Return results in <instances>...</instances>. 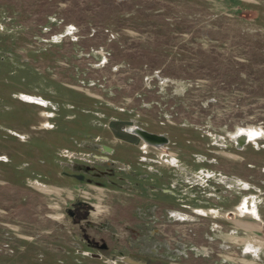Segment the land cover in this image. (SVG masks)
<instances>
[{
    "label": "rangeland",
    "instance_id": "rangeland-1",
    "mask_svg": "<svg viewBox=\"0 0 264 264\" xmlns=\"http://www.w3.org/2000/svg\"><path fill=\"white\" fill-rule=\"evenodd\" d=\"M0 264H264V0H0Z\"/></svg>",
    "mask_w": 264,
    "mask_h": 264
},
{
    "label": "water",
    "instance_id": "water-1",
    "mask_svg": "<svg viewBox=\"0 0 264 264\" xmlns=\"http://www.w3.org/2000/svg\"><path fill=\"white\" fill-rule=\"evenodd\" d=\"M134 132L137 133L138 135H140L142 138H144V139H146L147 141H150V142H159L161 144L168 143V140L165 137H163V136H158V135H155V134H151V133L145 132V131L140 130V129H137V130L134 129ZM248 141H249V138H247L246 135H241L237 139V142L241 146H244Z\"/></svg>",
    "mask_w": 264,
    "mask_h": 264
},
{
    "label": "bare ground",
    "instance_id": "bare-ground-1",
    "mask_svg": "<svg viewBox=\"0 0 264 264\" xmlns=\"http://www.w3.org/2000/svg\"><path fill=\"white\" fill-rule=\"evenodd\" d=\"M38 101H39V100H38ZM136 130H137V129H136ZM256 131H257V130H256ZM260 131H261V130H260ZM260 131H259V132H260ZM251 132H252V131H251ZM252 133H253V132H252ZM241 135H246L247 138H252V137L250 136V134H249V131H244V130H243V131L240 132V136H241ZM251 135H252V134H251ZM237 139H238V138H237ZM145 140H146V139H145ZM157 147H158V146H157ZM242 208H243V209H247V210L250 209V208L252 209V206H251V204H250V200H249V201H246V202L243 204ZM254 212H255V211H254ZM255 215H256V214H255Z\"/></svg>",
    "mask_w": 264,
    "mask_h": 264
},
{
    "label": "trees",
    "instance_id": "trees-1",
    "mask_svg": "<svg viewBox=\"0 0 264 264\" xmlns=\"http://www.w3.org/2000/svg\"><path fill=\"white\" fill-rule=\"evenodd\" d=\"M80 207H84L85 208V214H84V218H86V216H87V213H88V211H89V207L88 206H86V205H81V203H79V204H77V206H76V209H79Z\"/></svg>",
    "mask_w": 264,
    "mask_h": 264
}]
</instances>
